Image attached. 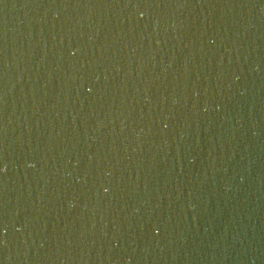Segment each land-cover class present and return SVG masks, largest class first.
I'll return each instance as SVG.
<instances>
[{
  "label": "water",
  "instance_id": "1",
  "mask_svg": "<svg viewBox=\"0 0 264 264\" xmlns=\"http://www.w3.org/2000/svg\"><path fill=\"white\" fill-rule=\"evenodd\" d=\"M0 264H264V0H0Z\"/></svg>",
  "mask_w": 264,
  "mask_h": 264
}]
</instances>
